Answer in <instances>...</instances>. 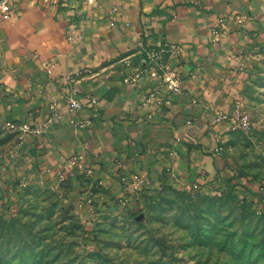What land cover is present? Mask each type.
Segmentation results:
<instances>
[{
	"label": "crops",
	"instance_id": "1",
	"mask_svg": "<svg viewBox=\"0 0 264 264\" xmlns=\"http://www.w3.org/2000/svg\"><path fill=\"white\" fill-rule=\"evenodd\" d=\"M9 6L10 19L0 15V130L16 143L1 168L14 186H66L92 209L162 171L204 181L216 172L206 148L231 128L216 114L232 113L264 42V0ZM166 72L180 74L178 92Z\"/></svg>",
	"mask_w": 264,
	"mask_h": 264
},
{
	"label": "rangeland",
	"instance_id": "2",
	"mask_svg": "<svg viewBox=\"0 0 264 264\" xmlns=\"http://www.w3.org/2000/svg\"><path fill=\"white\" fill-rule=\"evenodd\" d=\"M254 51L234 103L250 125L206 148L207 181L162 171L86 208L66 186H14L1 166L16 135L0 130V264H264V42Z\"/></svg>",
	"mask_w": 264,
	"mask_h": 264
},
{
	"label": "built area",
	"instance_id": "3",
	"mask_svg": "<svg viewBox=\"0 0 264 264\" xmlns=\"http://www.w3.org/2000/svg\"><path fill=\"white\" fill-rule=\"evenodd\" d=\"M0 15L2 16L3 19L8 20L11 17V9L9 6V0H0ZM213 41H216L213 39ZM163 81L169 86L170 90L174 92H178L181 89V77L179 73L176 72H166L163 76ZM70 102V107L72 109H77L80 107L79 102H77L75 99L69 100ZM56 105H53V109H55ZM216 120L217 121H227L230 123L231 128H235V124L237 123V126L242 128V129H247L250 125L249 118L246 114L244 113H239L238 109L233 106V111L231 114L228 112H218L216 114ZM28 126L24 125V128L26 129ZM83 170L85 171L86 174H91L92 169L89 167H86L83 165ZM135 182H138L139 178L136 177ZM135 186V185H134Z\"/></svg>",
	"mask_w": 264,
	"mask_h": 264
}]
</instances>
